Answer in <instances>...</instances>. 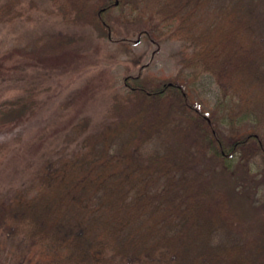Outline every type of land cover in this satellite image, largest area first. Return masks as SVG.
Here are the masks:
<instances>
[{"label":"trees","instance_id":"obj_1","mask_svg":"<svg viewBox=\"0 0 264 264\" xmlns=\"http://www.w3.org/2000/svg\"><path fill=\"white\" fill-rule=\"evenodd\" d=\"M51 1L65 22L101 38L120 19L146 24L151 36L167 28L185 43L190 77H128L81 152L50 162L25 193L0 201V236L23 248L8 263L264 264L231 225L226 185L264 181V0ZM79 40L62 35L44 52ZM203 76L217 86L213 106L188 92ZM37 108L32 95L1 102L0 136L20 135ZM88 126L83 119L74 131Z\"/></svg>","mask_w":264,"mask_h":264},{"label":"rangeland","instance_id":"obj_2","mask_svg":"<svg viewBox=\"0 0 264 264\" xmlns=\"http://www.w3.org/2000/svg\"><path fill=\"white\" fill-rule=\"evenodd\" d=\"M115 24L117 30L101 38L91 26L65 22L51 0H0V103L23 95L38 100L20 135L0 136V201L18 190L25 193L50 162L81 152L84 138L108 122L112 98L126 88L128 77H190L182 66L185 43L167 28L151 36L142 22ZM65 34L79 35L78 44L56 55L44 52L47 41ZM188 92L195 103L207 106L218 98L208 76L190 83ZM83 119L88 129L77 134L74 127ZM226 185L234 204L231 225L264 262V181L261 175L233 177ZM21 249L0 236V264L12 263Z\"/></svg>","mask_w":264,"mask_h":264}]
</instances>
